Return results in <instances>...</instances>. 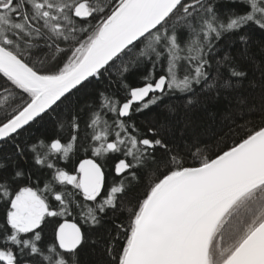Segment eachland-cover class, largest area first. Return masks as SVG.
<instances>
[{"label":"snow or ice","instance_id":"obj_1","mask_svg":"<svg viewBox=\"0 0 264 264\" xmlns=\"http://www.w3.org/2000/svg\"><path fill=\"white\" fill-rule=\"evenodd\" d=\"M87 249L264 264V0H0V264Z\"/></svg>","mask_w":264,"mask_h":264},{"label":"trees","instance_id":"obj_2","mask_svg":"<svg viewBox=\"0 0 264 264\" xmlns=\"http://www.w3.org/2000/svg\"><path fill=\"white\" fill-rule=\"evenodd\" d=\"M136 119L138 121H143L144 117L143 116H137ZM197 119H203V114H197ZM190 135H195V134L194 133H190ZM199 135H200V138L202 140H207L208 139V135H206L204 133L203 128L200 129ZM230 142H231V140H229V143ZM74 163H78V159H76L75 157L73 158L72 162L68 164V168L71 169L73 167ZM82 258L85 260L86 264H91L92 261H94V260H96L98 258V250L94 252L91 249H87L85 251V253L83 254V257Z\"/></svg>","mask_w":264,"mask_h":264}]
</instances>
